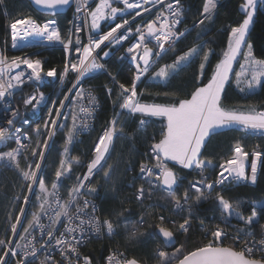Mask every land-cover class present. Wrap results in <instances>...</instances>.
<instances>
[{
  "label": "snow or ice",
  "instance_id": "obj_1",
  "mask_svg": "<svg viewBox=\"0 0 264 264\" xmlns=\"http://www.w3.org/2000/svg\"><path fill=\"white\" fill-rule=\"evenodd\" d=\"M3 0H0L2 3ZM32 3L42 11L57 14V10L69 6L73 0H32ZM77 19L81 21L74 24V30H70L67 41L62 36L56 19H49L43 23L31 15L13 19L9 24L11 48L23 50L29 47L57 44L63 46L66 52H75V60L66 59L63 68L58 73L57 69L50 67L45 70V61L33 56H12L9 58L0 52V104L5 110H9L8 97L13 96V90L26 82H35L41 85L46 78H59L64 83L70 74H75V80L69 92L75 91L73 104L79 103V109L65 115L61 109L69 95L65 94L64 100H60V108H50L49 118L44 120L43 129L37 128L36 135L44 136L45 139L37 141V146L31 148L24 143L30 140L28 134L23 133L22 127H16L14 143L7 151H0V164L14 168L25 182L22 187L29 193L35 194L38 203V211L33 212L31 219L25 226L21 219L25 215V207L19 208L20 215H14L10 219L8 229H5V238L0 239V264H9L6 257L15 259V264H93L88 256L81 257L79 247L92 234L97 236L101 231L107 235L116 234V229L123 225L130 241L138 239V229L146 221L143 216L132 221L123 212L116 213L115 221L110 218L101 219L96 215L97 206L92 200L82 197L97 194L96 187H86L85 182L91 183L92 178L102 173L104 182L107 184L113 180L117 171L115 164H110L113 152L116 149L118 139L135 141V133H127L120 116H139L138 124L142 129L149 123V118H162L164 128L162 137L149 147V152L144 155L155 163L139 161L133 164L131 158L125 162V172H138L133 178L142 183L137 187L135 183L129 187L134 188L133 197L136 203L143 205L145 200H151L156 191L167 195L174 211L187 212L182 217V222L169 221L165 216H159V223L151 225L156 229V234L162 238L165 245L172 244L174 232L171 226H175L176 232L187 234L192 228L193 221L199 218L194 208L207 200L213 190L225 185L226 182H251L257 181L258 163L264 157V150L253 149L251 152L237 141L231 149L230 157L224 158L218 164L206 159L203 151L210 138L222 129L237 128L246 134L264 136V111L250 108L248 110L226 109L223 106V97L226 92V84L230 83L232 75L235 76L236 87L241 93L254 94L257 88H264V59L257 58L253 51V45L248 42L250 28L258 8L264 6V0H243L239 5V11L243 19L235 26H229L227 31V45L222 51L221 57L212 70L207 83H203L206 67L210 64V58L215 55L213 49L206 48L207 42L200 43L201 36L214 24L220 0H203L202 9L199 11V19L190 29L180 31L178 26L183 23L185 8L182 0H98L95 6L87 4L86 0H76ZM152 3L163 5L154 19H150L142 26L133 29L126 28L128 19L123 17L129 10L141 9L147 12L144 5ZM123 5L120 7L118 5ZM141 12L136 11L135 16ZM120 18L121 23H115ZM112 22L114 27L103 32L102 25ZM124 29L121 33L118 30ZM197 31L195 42L185 50L178 51L177 44L186 39L192 31ZM87 32V42L81 37L82 32ZM135 36V42L126 49V55L121 57L129 59L134 65V73L130 85L120 83L106 68L107 59L111 56V48ZM107 42V43H106ZM152 45L150 47L149 45ZM102 45L109 48L103 51ZM7 46V41H5ZM97 50L103 51V56ZM169 52L173 53L170 63L160 64V60ZM238 57L243 58L240 71L234 72L233 64L238 63ZM103 59L105 62L101 63ZM199 60V76L194 89L183 99H175L169 103H143L142 93L138 91V84L144 78H150L166 84L175 75L194 61ZM23 66V68H22ZM30 70V71H29ZM103 70L112 81L118 84L120 89L114 106L120 111L116 117L107 122L102 133L98 136L91 152V159L84 164L79 157L70 155V146L77 140L79 135L87 130L89 120L94 119L96 110V97L91 93L85 94L83 83L93 73ZM112 95V89H108ZM165 96L168 93L164 94ZM45 101L43 92L39 96L32 94L24 99L25 106L31 105L33 112ZM56 102L53 101V104ZM56 117H63L61 123ZM19 116V111H11L8 119V127H0V145H4L10 139L11 126ZM71 119V126L68 119ZM25 119L23 124H29ZM64 133V144L58 166L54 169V178L50 183L51 191L42 175L43 165L46 161V151L51 148V140L57 132ZM259 146H257L258 148ZM251 160L249 163V157ZM22 161L24 166H22ZM120 160L118 159L117 163ZM169 162L172 165L169 166ZM74 165L86 167L82 178L77 177V183L68 192V199L61 202L60 188L65 178H71ZM175 166L198 173L200 179L189 181L188 188L179 193L182 177L173 170ZM216 178L210 179L205 176L209 169H216ZM248 169H250V174ZM38 185V192L37 186ZM147 185V187L145 186ZM205 191L209 193L205 195ZM191 193V194H190ZM15 199L19 200L20 197ZM217 210L220 221L225 226H231V220L237 219L243 227L235 228V236L231 239L235 246H224L223 239L230 238L229 233L219 224L215 229H209L211 240L194 249H187L184 244L173 246L171 252L157 249L154 255L156 264H264V255L256 258V253H264V224L260 223L261 215L264 214V205L251 207L249 215L237 212L232 203L222 195L217 198ZM25 204L29 202L28 196H23ZM155 207V205H149ZM91 209L89 212L88 209ZM49 221L47 227L42 222ZM203 225L204 221L199 220ZM18 225L23 230V235L18 230ZM259 226L261 231L260 240H243V236H254L253 229ZM63 228V231H61ZM12 237L19 236L23 244L17 243ZM39 233V235H37ZM240 244L242 248L237 250ZM51 249V251H49ZM61 256L59 261L53 260V253ZM41 253H45L44 259H38ZM105 264H142L135 256L128 257L123 252L110 253Z\"/></svg>",
  "mask_w": 264,
  "mask_h": 264
},
{
  "label": "trees",
  "instance_id": "obj_2",
  "mask_svg": "<svg viewBox=\"0 0 264 264\" xmlns=\"http://www.w3.org/2000/svg\"><path fill=\"white\" fill-rule=\"evenodd\" d=\"M185 6V17L183 23L178 27L180 31L190 29L193 23L199 19V11L202 9L203 0H182ZM242 0H220V4L217 15L215 16L214 24L208 25L209 30L201 36L200 43L207 42L205 50L211 48L214 50L215 55L210 58V64L206 67L203 83H207V80L211 77L212 70L215 64L221 57L222 51L227 45V31L229 26H235L239 21L243 19L242 14L238 10L239 4ZM31 15L39 22H44L48 19H56L62 36L67 41L70 30H74V8L72 7L68 12L58 14L56 16H48L36 11L29 1L27 0H3L0 3V45L2 40L7 41V52L10 56L25 54V56H33V58H40L45 61V70L50 67L57 69L58 73L63 68L66 59L75 60V52L68 53L65 51L62 45H48L29 47L23 50L12 49L11 39L9 35V24L13 19H18L21 16ZM81 23V21H80ZM196 31H192L186 39H183L177 44V50H185L187 47L192 46L195 42L197 35ZM81 37L85 41L84 32ZM248 42L253 45V51L257 58L264 59V7L258 8V11L254 17V22L250 28V33L247 37ZM152 47V45H149ZM173 58V53L169 52L160 60V64L170 63ZM105 61L102 59V63ZM106 68L112 76H115L120 83H124L126 86L130 85L131 78L134 73V67L128 63H119L116 60V55L107 59ZM238 65L235 66L234 72L237 71ZM74 74H70L63 83V88L58 95L60 80L54 78L44 89L49 93L48 104L42 109L39 116L33 119L30 126V130L34 135V145L36 147L39 137L36 135V129H43V122L49 115V109L52 108L53 101L56 105H59V101L65 94L70 80ZM199 76V60L192 62L188 66L184 67L177 75H175L166 84L153 81L150 78L142 79V82L138 84V91L142 93L141 102L143 103H169L175 99L186 98L188 94L194 89V85L197 82L196 78ZM235 76L232 75L230 83L226 84V92L223 97V106L226 109L248 110L254 108L262 111L264 109V88H257L254 94L247 95L241 93L234 85ZM83 88L91 89L98 95V108L94 114V121L91 123L90 128L82 132L77 140L70 146V155L72 157H79V159L86 164L91 159V152L98 136L102 133L108 121L114 119L116 114L120 111L118 107L114 106L117 94L120 89L118 84L114 83L111 77L105 72H99L90 76L84 83ZM108 89H112V95L108 94ZM168 93L167 96L164 94ZM75 99V92L71 95L67 102L70 106V110L73 109L72 104ZM66 105V106H67ZM75 110H77L78 103L74 104ZM72 112V111H70ZM69 112V113H70ZM121 123L124 124V130L127 133H135V141L130 142L125 139H118L116 141V149L113 152L110 164L117 166V171L113 176V180L109 183H105L102 173L92 178L91 183L85 182L86 187H96L98 189L97 194L89 196L95 200L97 206V215L101 218H110L115 221L118 217L116 213L123 212L125 215L131 213L127 218L135 221L141 216L144 217L146 223L138 229V239L130 241L123 225H120L116 229V234L112 236L103 235L100 238L91 239L83 247V251L93 261L94 264H105V256L111 249H119L128 257L135 256L142 261V264H156L154 255L157 249H164L169 252L173 250V246H179L184 244L187 249H194L209 241V237L206 233H209V229H213L216 223L219 222V211L217 210V196L222 195L226 200L232 203L233 208L242 212L245 216L251 212L253 205H264V157L261 158V162L258 163L257 181L252 186L249 184H237L217 187L213 190L207 200L200 203L198 207L194 208V212L199 218L193 221L192 228L187 234H181L176 232L175 226H171L174 235L176 237V243L171 247H166L161 238L156 234V229L151 225L159 223L158 217L165 216L169 221H176V223L182 222V217L187 215V212L174 211L170 199L167 195L161 191H156L151 200H145L144 204H138L133 197L134 188L129 187L130 184L135 183L136 186L140 184V180L133 178L138 172V167L134 172H125V162L131 158L132 163L135 165L139 161H145L147 156L145 153L149 152V147L154 142L158 141L162 137V129L164 128V121L162 118H149V123L142 129L138 124L139 116H120ZM64 122L63 118L60 121ZM71 126L72 121L69 117L67 121ZM241 142L245 149L251 152L253 149L264 150V136L259 134L244 135L242 130L237 128L222 129L217 134L213 135L207 142L206 147L202 149L203 156L206 159L213 161V164H218L224 158L230 157L231 149L236 142ZM51 148L46 152V161L43 165L42 175L46 178V183L50 188V183L54 178V169L58 166V161L61 157L64 133L58 131L55 137L51 140ZM257 146H259L257 148ZM28 155L30 156V150ZM118 159L120 160L117 163ZM251 156L249 157V163ZM172 165V163L170 164ZM22 166H24L22 161ZM174 170L179 177H182L179 193L182 194L185 189L188 188L189 179L193 178L194 173L191 170L181 169L179 166H175ZM211 178H216V173L219 171L217 168L215 171L209 169ZM86 172V167L80 165H74L71 178H65L62 181V187L60 188L64 192H68L72 186L77 183V177L82 178ZM250 174V169H249ZM23 180L18 175L14 168H9L1 164L0 172V223H2L7 215L10 213L14 200L13 197L19 193L22 187ZM38 186V185H37ZM38 192V189H37ZM191 194V193H190ZM205 195L209 193L205 191ZM36 197V195L34 196ZM259 202V203H258ZM155 205V207H149V205ZM199 220H203L201 225ZM240 227H243L242 222H238L237 219H232ZM260 223L264 224V214L261 215ZM260 230L259 226H256L253 231L257 233ZM210 234V233H209ZM225 241V240H223ZM223 244H228L223 242ZM229 246H235L233 243H229ZM238 250V247H237Z\"/></svg>",
  "mask_w": 264,
  "mask_h": 264
},
{
  "label": "built area",
  "instance_id": "obj_3",
  "mask_svg": "<svg viewBox=\"0 0 264 264\" xmlns=\"http://www.w3.org/2000/svg\"><path fill=\"white\" fill-rule=\"evenodd\" d=\"M86 2H87V4H90V5H92V7H94L95 6V3L98 2V0H86ZM133 2H134V0H133ZM167 2H168V0H165V3H167ZM74 4H75L73 6L74 12L77 15V13H76V7H77L76 0H74ZM118 6L123 7L122 4L121 5H118ZM143 7L144 8H147L148 11L145 12V11H142L141 9L129 10L128 14H126L123 17L124 19H128L129 20V24L126 26V28H131V29H133V32H135V29L138 26H142L143 24L147 23L150 19H154L155 16H156V14L163 7V5L155 4L153 6L152 3H149L147 5H144ZM184 8H185V6H184ZM136 11H140L141 12V15L140 16H135V12ZM121 22H122V19H120V18H118L115 21V23H121ZM114 26H115L114 23L109 22L107 24H103L102 25V30H103V32H107V31L110 30V27H114ZM118 31L122 33L124 31V29H121V30H118ZM87 36H88V34L85 31L84 32L85 42H87ZM5 41H6V39H3L2 40V44L0 45V52H3L5 55H7L9 58H11L12 56H10L8 54V52H7V47L5 46ZM134 42H135V36L134 35L133 36H129V39L128 40L123 41L121 44H117V45H115L114 47L111 48V53H112L111 56L116 55V60L119 63H128L132 67H134V65L130 62L129 59H127V58H125L123 60L120 59L121 57H123V56L126 55V49L132 43H134ZM57 44H59V43H57ZM57 44H49V45L50 46H52V45L54 46V45H57ZM46 46H48V45H46ZM101 47H102L103 51H108L109 50V48L106 47V46H104V45H102ZM97 51L100 53V56L102 57L103 56V51H101V50H97ZM14 56H25V54L14 55ZM100 62L102 63V59L100 60ZM22 68H23V66H22ZM99 72H104V71L101 70ZM99 72L93 73L92 75L97 74ZM53 79L54 78H46L41 85H37V83H35V82H26L24 85H21L18 88L14 89L13 90V92H14L13 96L7 98V101L9 103V110H7V111L5 110L3 104H0V127H8V119L11 118V111H14V110H18L19 111V116L16 118L14 124L11 126V130H10V133H9L10 139L8 141H6L4 145H0V151H7L11 147H15L16 146L15 143H14L15 129H16V127H22L23 133L28 134L30 136L31 139L24 141V143L29 144L30 145V148L34 145V135H33V132L30 130V126L32 124L33 119L36 118L37 116H39L40 113H41V111H42V109L48 104V101H49V93L44 89V87L47 84H49ZM74 80H75V74L73 75V78L70 80L69 86L67 87V89L65 91V94L69 95V97H71V95L75 92V91H73L71 93L69 92V89L72 88V84H73ZM62 88H63V83L60 84L59 91H58V95L61 92ZM83 89L85 91V94L91 93L93 96H95L97 98L96 99V110H97V108H98V95L94 91H92L91 89H85V88H83ZM40 92H43L44 93L45 101L39 106L38 110H36L35 112H33L31 105L25 106L24 103H23V101H24L25 98H27L28 96H30L32 94H35V95L39 96V93ZM65 94H64V96L62 97L61 100H64ZM67 102H68V100H65L64 107L61 109L62 112H64V109H65V107L67 105ZM79 106L80 105L78 103L77 111L79 109ZM52 108H60V104L59 105H56V103H55V104L52 105ZM262 111H264V109ZM48 118H49V115H48L47 119ZM53 118H57L59 121L61 119V117H56L54 112H53ZM25 119H28L30 121V123L29 124H23V121ZM93 121H94V119L93 120H89L88 121V124L91 125V123ZM87 130H85V131H87ZM85 131H83V132H85ZM244 135H247V134L244 132ZM45 138L46 137L41 136L40 139H39V141H41V140H43ZM145 162H149L151 164H154L155 163V159L153 158L151 161H149L148 160V157H147L146 160H145ZM171 163L172 162H169V166H171L170 165ZM248 171H249V169H248ZM0 172H1V164H0ZM193 173H194V176H193V178L189 179V181L199 180L200 177H199L198 173L195 172V171H193ZM176 174H177V172H176ZM205 176L206 177H209L210 179H212L211 178V173H210L209 170L205 172ZM24 183L25 182L23 181L22 185ZM141 183H142V181H140V184ZM237 184H249V185H252V186L254 185L251 182H240V183H236V182L228 183V182H226L225 185H223V187L224 186H228V185H237ZM145 186L147 187V185H145ZM49 191H51V188H49ZM68 192H64V191H62L60 189V195H61V198H62L61 199V202L62 203L68 199ZM23 196H28L29 197V202L27 204L24 203ZM34 196H35V194L29 193V191H28L27 188L21 187L19 193L16 194L13 197L14 203H13L12 209H11L10 213L7 215L6 219L2 223H0V239L5 238V229H8L9 226H10V224L15 222V220L14 219H10V217H12L14 215H20V213H19V208L20 207H25V209H26V213H25V215H22L21 216V219L24 221L25 226L27 225V222L31 219V216H32L33 212L38 211V203L39 202L37 201L36 197H34ZM16 197H20V199L17 200V199H15ZM82 199L92 200V202L96 204L95 200L92 199L89 196L82 197ZM88 211L90 212L91 209L89 208ZM96 215H97V213H96ZM42 222L47 227L49 221L44 220ZM217 224H219L221 228H224V230L227 231L229 233V236H230V238H228V239H223L225 241L222 240V243L223 242L228 243L226 245L225 244H223V245L224 246H229V243H233L234 244V241H233V239H231V237L236 235L235 228L236 227H240V226L236 222H234L233 220H231V226H225L223 223H221L220 217H219V222L215 224V226L213 227V229H215V227L217 226ZM18 230H19L20 234L23 235V230H22V228L19 227V225H18ZM61 231H63V228H61ZM209 233H206V236L209 237V240H211V235ZM7 235L10 238L14 239L17 243L23 244L25 242L23 240H20L19 239V236L12 237V234H11L10 231L7 233ZM37 235H39V233H37ZM103 235H107L105 231H101V233L98 236L96 234L90 235V237L85 240L84 244H82L79 247V253H80L81 257L88 256L83 251L84 245L86 243H88L91 239L100 238ZM261 238L262 237H261V231L260 230L257 233H255L254 236H243L241 234V239H243V240H252V239L260 240ZM242 247H243V244H240L239 247H238V250H239V248H242ZM49 251H51V249H49ZM114 251H119V249H117V248L111 249L106 254L105 259H106V257L110 253H112ZM119 252H121V251H119ZM44 255H45V253H41L39 255V258L38 259H44ZM261 255H264V253L257 252L256 253V258H260ZM6 259L8 260L9 264H15V259L14 258L6 257ZM60 259H61V256L58 253H55L54 252L53 253V260L54 261H59ZM37 264H38V260H37Z\"/></svg>",
  "mask_w": 264,
  "mask_h": 264
},
{
  "label": "water",
  "instance_id": "obj_4",
  "mask_svg": "<svg viewBox=\"0 0 264 264\" xmlns=\"http://www.w3.org/2000/svg\"><path fill=\"white\" fill-rule=\"evenodd\" d=\"M27 1H29L30 2V4L32 5V7L36 10V11H38L39 13H41V14H44V15H48V16H56V15H58V14H63V13H66V12H68L72 7H73V5H74V0H73V3L71 4V5H69V6H66V7H64V8H61V9H58L57 10V14H52V13H50V12H47V11H42V10H40V9H38V7L37 6H35L33 3H32V0H27ZM242 2H243V0H242ZM241 2V3H242ZM240 3V4H241ZM239 4V5H240ZM264 6H261L260 8H263ZM238 10H239V6H238ZM240 12V11H239ZM160 237V236H159ZM161 238V237H160ZM161 240H162V238H161ZM162 242H163V244L165 245V243H164V241L162 240ZM176 243V237H175V235H174V238H173V241H172V244H170V245H165L166 247H171V246H173L174 244Z\"/></svg>",
  "mask_w": 264,
  "mask_h": 264
},
{
  "label": "rangeland",
  "instance_id": "obj_5",
  "mask_svg": "<svg viewBox=\"0 0 264 264\" xmlns=\"http://www.w3.org/2000/svg\"><path fill=\"white\" fill-rule=\"evenodd\" d=\"M75 5V4H74ZM73 5V6H74ZM49 20V19H48ZM73 22H74V24H79L80 23V20H78L77 19V15L75 14V12H74V16H73ZM43 23V22H42ZM238 63H236V62H234V64H233V69H235V66L236 65H238V68H237V71L236 72H239L240 71V64L241 63H243L244 61H243V58L242 57H238ZM234 85L236 86V81H235V79H234ZM237 88V87H236ZM238 89V88H237ZM71 107H73V109L72 110H70V106H66L65 107V109H64V114L65 115H67L70 111H73V110H75V105L74 104H72V106ZM63 117H61V119H62ZM61 119H60V121H61ZM63 120H64V118H63ZM40 137L41 136H39V139H40ZM37 189H38V186H37ZM259 203V202H258ZM238 212V211H237Z\"/></svg>",
  "mask_w": 264,
  "mask_h": 264
}]
</instances>
